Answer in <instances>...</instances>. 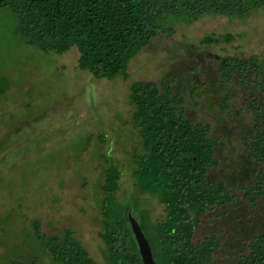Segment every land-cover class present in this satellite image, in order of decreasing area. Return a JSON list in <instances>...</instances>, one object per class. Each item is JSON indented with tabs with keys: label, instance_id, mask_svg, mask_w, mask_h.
Listing matches in <instances>:
<instances>
[{
	"label": "rangeland",
	"instance_id": "1",
	"mask_svg": "<svg viewBox=\"0 0 264 264\" xmlns=\"http://www.w3.org/2000/svg\"><path fill=\"white\" fill-rule=\"evenodd\" d=\"M173 30L169 37H154L129 61L128 80L108 81L78 69L76 47L50 55L28 46L16 34V17L0 10V76L10 83L0 99V264H50L33 221L46 236L70 229L90 257L104 264L101 186L108 163L122 172L120 202L135 198L152 222L164 218L163 207L136 193L130 176L140 135L131 123L129 85L139 80H174L190 117L210 124L218 140L219 167L209 176L226 181L235 203L208 214L196 239L215 229L219 238L228 233L231 244L234 237L264 234V196L255 207L243 201L244 187L253 186L257 175L246 152L252 121L246 94L238 83L222 89L215 78L224 57H263L264 7L244 19L180 21ZM207 36L219 43L203 44ZM131 214L140 221L132 204ZM229 252L222 246L214 264L233 263Z\"/></svg>",
	"mask_w": 264,
	"mask_h": 264
},
{
	"label": "trees",
	"instance_id": "2",
	"mask_svg": "<svg viewBox=\"0 0 264 264\" xmlns=\"http://www.w3.org/2000/svg\"><path fill=\"white\" fill-rule=\"evenodd\" d=\"M263 7L264 0H0V10L16 17V34L28 46L50 55L76 47L78 69L108 81L128 80L129 61L154 37L171 36L177 22L191 23L207 15L244 19ZM202 43L218 44L219 39L207 36ZM215 78L222 89L238 83L246 94L252 120L246 152L257 175L253 186L244 187L243 201L255 207L264 196V55L224 57ZM174 82L139 80L129 85L134 108L131 123L140 135V151L132 155L130 176L136 193L155 199L165 213L162 220L152 222L131 197L140 221L131 215L157 264H214L222 246L230 251L231 264H264L262 233L234 237V244L228 243V233L219 238L217 229L196 239L206 216L232 206L235 199L223 178L209 176L219 167L218 140L210 124L190 117L185 97ZM9 87L8 79L0 76V99ZM195 90L194 85L192 98ZM121 175L113 163H108L103 174L100 238L105 245L104 264H143L127 216L131 204L117 198ZM32 229L44 244L50 264H98L70 229L46 236L38 221H33Z\"/></svg>",
	"mask_w": 264,
	"mask_h": 264
},
{
	"label": "water",
	"instance_id": "3",
	"mask_svg": "<svg viewBox=\"0 0 264 264\" xmlns=\"http://www.w3.org/2000/svg\"><path fill=\"white\" fill-rule=\"evenodd\" d=\"M128 220L134 234L135 241L138 246L139 255L141 257L143 264H157L153 258V254L151 251V247L149 245L148 240L146 239L139 223L137 220L131 215L130 212L127 213Z\"/></svg>",
	"mask_w": 264,
	"mask_h": 264
}]
</instances>
